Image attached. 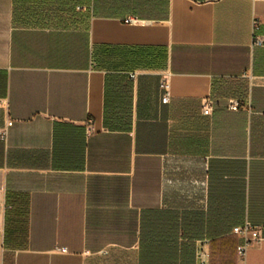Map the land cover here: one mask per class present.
Returning <instances> with one entry per match:
<instances>
[{"label":"crops","instance_id":"1","mask_svg":"<svg viewBox=\"0 0 264 264\" xmlns=\"http://www.w3.org/2000/svg\"><path fill=\"white\" fill-rule=\"evenodd\" d=\"M254 35L264 0H0V264H239L245 222L264 264Z\"/></svg>","mask_w":264,"mask_h":264},{"label":"built area","instance_id":"2","mask_svg":"<svg viewBox=\"0 0 264 264\" xmlns=\"http://www.w3.org/2000/svg\"><path fill=\"white\" fill-rule=\"evenodd\" d=\"M129 23L134 24L136 22L135 19L130 18ZM264 45V37L259 35H254L253 37V46H263ZM161 88L163 91L165 90L166 93L163 96V102H168L169 100V82L168 80L163 81L161 84ZM0 101V105H1ZM240 106V103L235 101L232 103L231 108L236 109ZM203 113L205 115H210L213 110V103L210 99L205 100L203 104ZM261 228L258 226H254L250 222H245L242 226H237L234 228L233 232L241 238V242L237 246V256L239 259V264H248L247 263V254L249 253V249L257 242H261L263 239L260 234ZM62 251H66L65 248Z\"/></svg>","mask_w":264,"mask_h":264}]
</instances>
